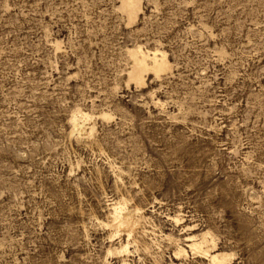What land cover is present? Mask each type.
<instances>
[{
	"label": "rangeland",
	"instance_id": "rangeland-1",
	"mask_svg": "<svg viewBox=\"0 0 264 264\" xmlns=\"http://www.w3.org/2000/svg\"><path fill=\"white\" fill-rule=\"evenodd\" d=\"M119 5L0 0V264H120L127 238L132 264H214L164 237L203 230L225 264H264V0ZM136 44L170 70L129 81ZM121 196L149 217L130 236Z\"/></svg>",
	"mask_w": 264,
	"mask_h": 264
},
{
	"label": "bare ground",
	"instance_id": "bare-ground-1",
	"mask_svg": "<svg viewBox=\"0 0 264 264\" xmlns=\"http://www.w3.org/2000/svg\"><path fill=\"white\" fill-rule=\"evenodd\" d=\"M119 8L124 13L128 23L134 22L141 11L140 0H120ZM126 52L130 58L127 79L133 81L138 86L144 84V76L147 72H152L154 76L159 77L170 70V62L167 59L168 57H166L163 51H160L157 48L148 50L144 49L139 44H136L131 48H127ZM156 103L159 104L158 99L156 100ZM102 116L107 119L110 117V114L103 112ZM72 125L80 136L87 135L92 137L94 135L95 127L93 116L87 111L79 109L77 112L73 113ZM128 203L129 201L121 196L119 198L117 197L116 200L112 199L111 201H108L106 206L109 208L111 224L116 228V230H114H125V232L127 231L126 234L130 236L135 228H138V225L144 220L148 221L149 217L146 215L142 206L139 204L129 205ZM178 217V214H176L171 216V219L177 220ZM96 219H98V217H96ZM98 222L103 223L101 220ZM186 227L187 230L192 229L191 224L186 225ZM115 231V235L118 234ZM134 237L136 238V236ZM164 237L167 238L169 242L173 243L174 253L179 258L186 256L189 250L194 254H199L201 257L214 264H225L231 258L229 252L226 253L221 251V249L219 250L215 248L216 246L213 242L215 241V237H213L209 231L203 230L200 233L188 231L183 237H179L178 235L169 232L166 233ZM127 239L126 241L120 240L117 245L110 244L107 248V253L114 252L119 257L120 264H132L128 258V255L132 253V251L129 248L130 242ZM209 240L210 242H208ZM145 248L149 249L147 245Z\"/></svg>",
	"mask_w": 264,
	"mask_h": 264
}]
</instances>
